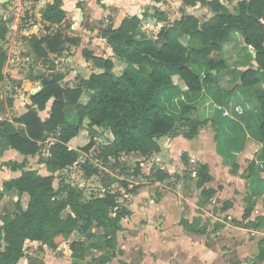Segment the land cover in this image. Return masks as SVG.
I'll use <instances>...</instances> for the list:
<instances>
[{
	"label": "trees",
	"instance_id": "16d2710c",
	"mask_svg": "<svg viewBox=\"0 0 264 264\" xmlns=\"http://www.w3.org/2000/svg\"><path fill=\"white\" fill-rule=\"evenodd\" d=\"M181 1L185 11L174 22L168 20L164 11L152 8L154 17L165 23L157 36L146 34L142 30V19L137 16L125 19L117 29L113 26L101 27L99 35L111 46L113 56L105 52L98 54L88 48L82 51L85 60L92 62L101 72L80 80L77 87H64L61 84L63 74H56L31 95V105L26 112L16 116L14 121L0 122V140L24 157L38 155L45 142L51 139L47 144L49 155L41 160L49 174L25 169V159L21 163L10 160L0 165V169L8 166L12 171H21L18 177L5 180L0 192V200L6 194L18 197L14 216L0 227V264H19L25 257L27 241H39L52 250L69 242L73 259L70 264H88L86 254L91 251L99 253L101 247L98 244L87 247L85 241H71V238L79 232L92 240L95 237L94 226L102 229L105 247L112 251L110 255H97L95 261L100 264L110 262L118 251L117 234L124 229L122 220L132 215L129 207L121 202V194L111 190V187L119 182L129 189V184L120 178H112L100 196L90 199H84L83 191L69 184H62L58 190L54 186L57 173L80 164L95 147L96 127L113 135V140L106 143L100 154L106 164L110 158L119 161L123 154L138 153L148 157L158 153L161 151L158 141L163 137L183 135L187 139L196 138L199 127L205 123L198 117H190L192 112L203 106V102L196 106V99L207 83L214 82V76L228 68L222 49L236 35L247 48L254 47L257 52V68L250 67L241 72L240 86L253 89L264 82V0H238L233 10L222 0ZM198 5L208 8L214 15L209 22L202 23L207 17L186 12V9ZM40 13L44 22L58 28L52 35L30 36L33 59L49 60L51 54L59 52L66 44H80L79 36H71L64 30V26L71 29L73 21L62 8V0L46 5ZM150 15L148 8L143 17ZM4 23L0 21V42L8 34ZM7 58V52L0 43V79ZM116 60L125 65L120 73L115 72ZM175 75L184 80L187 90L181 92L184 100L179 102L180 107L177 105L171 110L168 105H159L157 100L164 91L175 88L172 81ZM84 95H87L85 102L82 101ZM51 100L50 116L43 119L39 112L46 111ZM258 101L264 158V94L258 97ZM216 110L219 111V108L216 107ZM73 116L78 117L77 122L71 120ZM85 121H88L87 126ZM182 124L190 130L178 132ZM81 130L88 131L90 141L78 149L72 148L70 142ZM182 160L187 167L184 178L190 180V190L200 189L204 197L212 199L216 191L205 188L212 180L209 166L198 163L192 170L186 153L182 155ZM230 165L232 173L236 174L237 163L233 161ZM81 166L89 177L99 174L100 169L87 161ZM140 170L141 165L138 164L137 174ZM151 177L154 182H162L175 176L158 169ZM25 196L26 204L21 201ZM225 205L228 206L229 202ZM253 205L250 199L244 219L250 217ZM64 212H67L66 216ZM234 223L247 226L243 221L234 220ZM180 225L189 233H207V227L197 222V218L192 222L183 218ZM257 260H264L263 243Z\"/></svg>",
	"mask_w": 264,
	"mask_h": 264
},
{
	"label": "rangeland",
	"instance_id": "374dc122",
	"mask_svg": "<svg viewBox=\"0 0 264 264\" xmlns=\"http://www.w3.org/2000/svg\"><path fill=\"white\" fill-rule=\"evenodd\" d=\"M224 1H228L226 4L231 10L238 3V0ZM1 6L0 3V8ZM24 8L19 19H16L15 15L4 16L0 12V21L5 22L8 30L6 39L0 42L8 56L3 68L2 79H0V122L14 121L16 116L26 112L28 106L31 105V95L38 92L43 83L54 78L56 74H63L64 79L61 84L64 87H77L80 80L88 79L93 73L102 71L83 57V46H89L90 43L86 44L85 42L82 46V41L78 45L66 44L59 52L51 54L49 60L33 59L31 55L33 43L30 36L33 34H38L40 37L52 35L57 31L58 26L42 20L38 4L28 0V2H24ZM203 8L200 6L190 9L198 12L202 18L211 16L210 10L206 11ZM177 9L178 11L170 9L171 13L182 14L185 11V9H181V11L180 8ZM159 10L162 9L159 8ZM149 12L150 17L142 20V30L149 36H157L165 23L159 22L154 17V9L150 8ZM178 17L179 15L175 18ZM64 30L71 36L82 34V38L85 40L87 38L83 31L80 33L73 28V22L71 29L64 26ZM106 45L111 47L107 41ZM107 46L99 45L96 53L105 52L108 55ZM124 67L123 63L116 60L115 72L120 73ZM86 100L87 95H84L82 101ZM52 102L53 100L47 104L46 111L39 112L43 119L49 118ZM157 102L162 107H166L168 91H164ZM190 117L197 118V113L192 112ZM71 120L77 122L78 117L73 116ZM87 122L85 121L86 126ZM17 126L19 127V125ZM96 130L98 135L95 147L82 159L83 161H80V164L57 173L54 186L58 190L64 184H69L81 189L84 199H90L100 196L107 189L106 183L112 178H120L129 184V189L124 188L119 182L114 183L111 187V190L121 194V202L129 207L132 215L122 220L124 229L118 233V251L107 264H229V258L226 256L228 232L218 235L221 230L217 225L220 222L214 220L215 217H218V212L213 207L215 205L213 200L207 199L199 192L193 195L183 193L182 185L186 184L184 178L186 171L184 170L169 180L162 182L152 180L151 175L161 169L159 164L163 160L160 161L159 157H162V145L168 146V140L172 137L167 136L159 139L161 151L151 156L143 157L138 153L123 154L119 161L116 162L110 158L106 164L100 154L106 143L113 140V135L103 128L96 127ZM178 130L180 133L186 132L190 130V127L182 124ZM50 141L51 139L45 142L38 155L22 157L19 152L13 149H11L13 150L12 154L5 156L6 151L10 149L0 140V164L10 160L21 163L25 159V169L47 173L48 171L41 160L49 154L47 144ZM89 141L88 131L81 130L80 134L70 142V146L78 149L88 144ZM166 157L167 155L163 158ZM86 161L100 169L99 174L89 177L81 166ZM138 164L141 165V170L137 174ZM192 164L194 166V163ZM195 168V166L191 167L192 170ZM12 174L13 171L8 166H2L0 187L3 186V180L11 178ZM186 189H190V185ZM21 201L26 204L27 196L22 197ZM16 202H18L17 195L11 194H6L4 199L0 200V222L4 223L14 216ZM206 206L209 212L206 218L198 217L202 213L200 207ZM63 215L66 216L67 212H64ZM183 217L191 221L197 218V222H201L202 225L206 224L210 232L206 236L186 232L179 224ZM216 227L218 228L215 231ZM93 232H95V237L92 240L78 232L71 238V241L74 239L83 240L87 247L91 244H98L101 247L100 252H88L86 261L88 264H100L95 261L97 255H110L112 251L105 247L102 229H97L94 226ZM66 245L69 247V242L62 243L61 248L66 249ZM220 248L224 256H214L216 253L211 251H217Z\"/></svg>",
	"mask_w": 264,
	"mask_h": 264
},
{
	"label": "crops",
	"instance_id": "0c3cea01",
	"mask_svg": "<svg viewBox=\"0 0 264 264\" xmlns=\"http://www.w3.org/2000/svg\"><path fill=\"white\" fill-rule=\"evenodd\" d=\"M2 1L4 0H0L1 4ZM29 1L38 4L40 13L42 8L54 3L55 0ZM222 1L225 4L228 3V1ZM198 7L200 5L192 9ZM62 8L68 13V18L73 21V28L87 35L85 40L81 37V32L79 33L82 46L85 42L90 43V48L84 45V49L88 48L95 52L99 45L107 46L105 39L99 35L101 27L113 26L117 29L125 19L135 16L145 20L147 18H144L143 14L148 8L149 10L161 8V11L167 13L170 22L180 19L184 13L173 14L170 10L178 11L177 8H180V11L184 10L181 0H62ZM192 9H186V12L201 17ZM203 10L207 11L208 8L204 7ZM177 15L179 17L175 18ZM211 16L208 15L207 18ZM253 49L254 47L247 48L241 43L239 35L223 45L222 56L228 68L217 77L214 76L213 83L205 85L195 103L197 106L203 102V106L194 112L205 123L199 127L196 138L187 139L179 135L168 140V146L162 145V157H159L160 161L163 160L159 168L171 176H177L186 170L187 167L182 160L184 153L188 155L191 167H196L198 163L209 166L212 180L205 185V188L216 191L210 200H213L215 203L213 207L218 212V217L214 219L215 222H220L217 225L221 230L218 231V235L228 232L226 256L229 258V264H264V260H257L261 244H264V191H260L264 189V158L260 140L261 107L258 101V97L264 94V82L253 89L240 86L241 72L257 66ZM106 50L109 51V56H113L111 47ZM172 81L175 88L166 90L168 91L167 105L171 110L177 105L180 107L179 102L184 100L181 92L187 90V85L180 76H173ZM225 112L228 115H224ZM12 151L7 150L5 156L12 154ZM166 155L167 157L163 158ZM233 161L238 165L236 174L232 173V167H230ZM251 164L254 166L251 167ZM19 175L21 172L13 171L12 177L7 180ZM188 181L190 180L182 185L184 194L193 195L202 192L200 189L197 191L186 189L191 183ZM0 189L2 190V186ZM250 199L254 203L253 210L250 217L244 219ZM226 202H229L228 206L225 205ZM200 209L202 213L198 217L202 216L205 219L209 213L208 207H200ZM183 218L189 220L186 217ZM234 220L243 221L247 226H238ZM0 225L3 223L0 222ZM203 226L207 227V233L198 235L206 236L210 230L206 224ZM40 246H43V249H39ZM65 247L64 250L61 246L58 250H52L39 241H27L25 257L19 261V264H70L73 260L72 251L70 246ZM211 252L216 253L214 256L217 257L224 256L221 248Z\"/></svg>",
	"mask_w": 264,
	"mask_h": 264
},
{
	"label": "built area",
	"instance_id": "2783aa9c",
	"mask_svg": "<svg viewBox=\"0 0 264 264\" xmlns=\"http://www.w3.org/2000/svg\"><path fill=\"white\" fill-rule=\"evenodd\" d=\"M24 2L26 0H4L2 1L0 12L4 16L15 15L17 16L16 19H19L25 10ZM224 115H228V113L225 112Z\"/></svg>",
	"mask_w": 264,
	"mask_h": 264
},
{
	"label": "water",
	"instance_id": "95a60500",
	"mask_svg": "<svg viewBox=\"0 0 264 264\" xmlns=\"http://www.w3.org/2000/svg\"><path fill=\"white\" fill-rule=\"evenodd\" d=\"M214 15H212L211 17H209V18H207L206 20H204V22H202V23H205V22H209L211 19H212V17H213ZM201 23V24H202ZM150 39H155V38H152V37H149ZM253 54H254V58H256L257 57V52L253 49ZM255 68H257V66L255 67Z\"/></svg>",
	"mask_w": 264,
	"mask_h": 264
}]
</instances>
